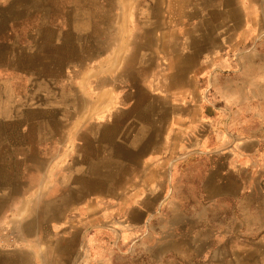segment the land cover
<instances>
[{
	"label": "crops",
	"instance_id": "obj_1",
	"mask_svg": "<svg viewBox=\"0 0 264 264\" xmlns=\"http://www.w3.org/2000/svg\"><path fill=\"white\" fill-rule=\"evenodd\" d=\"M55 5L38 36L12 29L42 6L0 14V226L20 244L0 264H105L108 237L200 233L227 249L204 264H264V0ZM81 7L132 29L92 50Z\"/></svg>",
	"mask_w": 264,
	"mask_h": 264
},
{
	"label": "rangeland",
	"instance_id": "obj_2",
	"mask_svg": "<svg viewBox=\"0 0 264 264\" xmlns=\"http://www.w3.org/2000/svg\"><path fill=\"white\" fill-rule=\"evenodd\" d=\"M13 0H0V14L2 11H4V6L8 5ZM27 3L33 8L31 13L35 10L36 7L39 5L42 6L37 10V14H33L30 16L24 17V19L18 22L14 26L13 32H18L20 34H23L24 36H27L31 32V36H38V34H41L45 31L46 27H48V24L42 23V19H47L50 17V14L52 13V17L54 18V2L56 5L61 6V9H58L57 16L59 19H65V16L67 14L65 7L74 5L77 7L79 2L81 0H26ZM42 3V4H41ZM55 5V6H56ZM241 10H236V20H239L240 18L243 19V13H241ZM100 10L98 8H93L91 10H86L81 8L75 9V17H76V23L74 24V34L77 36V38L80 40L83 36H93L94 40H92V44L95 48H92V50H98V48L104 47L109 43L107 40L101 39V36H116L117 33H123L127 32L129 33L132 29L130 25H115L114 23L106 24L104 21L100 22V19H95L94 17H97L99 15ZM239 12V13H238ZM91 13V17L90 16ZM80 14V15H79ZM83 14H85V18L81 17ZM64 15V16H63ZM80 16V18H79ZM240 16V18H238ZM23 17V15H22ZM41 19V20H40ZM109 20V19H107ZM39 21V22H38ZM54 22V19H53ZM54 26V23H53ZM64 27H66L64 25ZM236 31L239 28L237 25H235ZM28 33V34H27ZM1 29H0V35H1ZM49 34V33H48ZM50 35V34H49ZM29 36V35H28ZM80 37V38H79ZM77 41V39H76ZM81 42V40H80ZM242 47L241 46H238ZM255 48H263L264 49V42H259ZM58 53L64 52L66 53V50H59ZM258 92L254 95L256 97H263V91L257 90ZM260 92V93H259ZM263 123V128L260 131V137L264 140V119L261 121ZM262 126L259 125L258 120H252L251 121V130L255 131L258 130ZM11 221V220H9ZM7 221L6 224L0 226V250H14L19 247V240L18 235L16 234L11 222ZM183 236V243L181 245V248H173V244H171V247L168 248L166 243L162 240V237H156L146 239L144 238L136 248L126 247V248H116L113 244L112 239L110 237L107 238L106 244L107 249L105 251V257H106V263L105 264H167L168 260H171L172 264H178L177 261L186 262V264H204V260L210 259L212 256L214 258L216 257H225L227 249H216L211 248L210 250H207L204 245L210 242L211 234L206 233H200L199 235L202 236V239L199 243V247L192 246L190 243V236L189 234H181ZM257 236V234H251L252 238L254 236ZM261 239L264 237V235L260 236ZM168 237V236H167ZM260 240V239H259ZM255 241H258L257 239ZM257 245V244H255ZM262 247H257L253 251L256 252H262ZM180 251V252H179ZM174 253H177L175 255ZM212 255V256H211ZM211 256V257H210ZM195 258V259H193ZM212 264V263H207ZM216 264V263H215Z\"/></svg>",
	"mask_w": 264,
	"mask_h": 264
},
{
	"label": "bare ground",
	"instance_id": "obj_3",
	"mask_svg": "<svg viewBox=\"0 0 264 264\" xmlns=\"http://www.w3.org/2000/svg\"><path fill=\"white\" fill-rule=\"evenodd\" d=\"M58 14V13H57ZM64 16V15H63ZM19 21V20H18ZM39 22V21H38ZM16 23V22H15ZM52 55V54H51ZM7 58V57H6Z\"/></svg>",
	"mask_w": 264,
	"mask_h": 264
}]
</instances>
